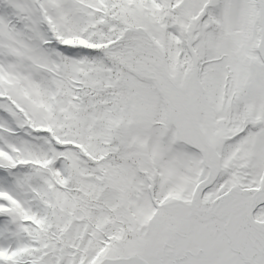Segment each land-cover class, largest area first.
I'll return each mask as SVG.
<instances>
[{
  "label": "snow or ice",
  "instance_id": "6c2138e0",
  "mask_svg": "<svg viewBox=\"0 0 264 264\" xmlns=\"http://www.w3.org/2000/svg\"><path fill=\"white\" fill-rule=\"evenodd\" d=\"M0 264H264V0H0Z\"/></svg>",
  "mask_w": 264,
  "mask_h": 264
}]
</instances>
